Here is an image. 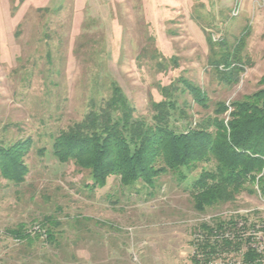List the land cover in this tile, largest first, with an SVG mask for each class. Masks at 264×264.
I'll return each mask as SVG.
<instances>
[{
	"label": "rangeland",
	"instance_id": "rangeland-1",
	"mask_svg": "<svg viewBox=\"0 0 264 264\" xmlns=\"http://www.w3.org/2000/svg\"><path fill=\"white\" fill-rule=\"evenodd\" d=\"M229 55L242 69L234 86L216 69ZM263 77L264 0H0V144L34 142L26 182L0 175V264H250L241 255L250 247L264 264L257 184L256 194L198 213L190 189L204 165L185 181L172 174L126 187L112 177L92 190L89 172L52 155L54 136L107 100L112 84L138 117L150 120L160 88L175 84L193 121L226 102L228 123L230 104L264 88ZM183 80L207 93L209 109L182 92ZM234 217L244 247L205 263L201 225ZM46 218L58 222L52 243ZM20 226L32 240L9 235Z\"/></svg>",
	"mask_w": 264,
	"mask_h": 264
},
{
	"label": "trees",
	"instance_id": "trees-1",
	"mask_svg": "<svg viewBox=\"0 0 264 264\" xmlns=\"http://www.w3.org/2000/svg\"><path fill=\"white\" fill-rule=\"evenodd\" d=\"M232 59L229 55L216 62L217 71L230 86L239 83L242 71L232 66ZM221 64L228 66L227 72L221 73ZM181 82L186 85L182 92L189 91L196 104L210 108L206 92L188 81ZM160 92L164 99L152 102L149 120L136 116L122 88L112 84L107 100L93 102L82 121L54 136L52 155L62 164L73 162L89 172L92 190L106 187L112 177H120L126 187L138 183L153 186L162 176L172 174L185 181L188 173L204 165L190 189L198 213L232 203L245 191L256 194V184L264 198V88L244 100L233 101L228 123L222 118L229 111L226 102L216 104L214 116L193 121L189 104L180 102L175 84L162 86ZM33 145L31 138L7 146L0 144V175L4 180L15 185L26 182L30 173L26 159ZM46 152V148L40 150L42 156ZM57 225L52 218H46L42 225L51 243L55 241L52 229ZM237 225L235 217L201 225L199 238L203 241L196 252L201 251L205 263L210 256L244 247L245 229ZM9 235L32 240L25 235L24 226L10 230ZM250 249L241 254L244 262L259 264L260 254Z\"/></svg>",
	"mask_w": 264,
	"mask_h": 264
}]
</instances>
